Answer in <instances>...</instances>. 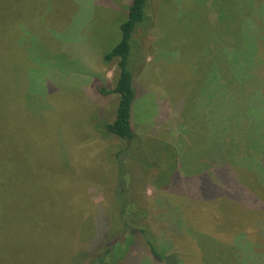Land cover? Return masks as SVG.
<instances>
[{"label":"rangeland","instance_id":"rangeland-1","mask_svg":"<svg viewBox=\"0 0 264 264\" xmlns=\"http://www.w3.org/2000/svg\"><path fill=\"white\" fill-rule=\"evenodd\" d=\"M108 1L118 8L99 6L89 23L82 24L92 0H0V100H8L0 101V264H64L71 255L70 247L73 254H89L98 217L102 221L99 229L105 227V217L109 219L110 238L122 228L119 193L129 201V210L133 208V213L128 211L133 214L129 222L146 227L160 250L182 254L184 264H199V260L201 264H223V257L232 260L231 264H241L239 254L235 256L231 248L242 249L241 234L255 253L264 254V228L239 208L218 206V200H228L225 195L212 201L201 196L182 198L176 196L178 187L172 183L178 171L187 192L194 193L204 165L207 170L211 161L215 163L210 157L204 164L199 141L203 150L211 142L232 148L223 152L222 161H243L231 166L243 178H255L253 163L264 160V125L260 127L244 115L233 117L235 107L243 104L238 91L232 93L235 98L208 111L211 119L204 115L205 107H200L204 96L199 95V86L218 76L214 71L200 73L201 56L210 59L222 53L226 57L222 62L230 67L227 56L231 48L222 50L223 39L235 34L243 21L237 8L251 12L263 0H215V4L214 0H174L175 13L171 14L166 0H149L152 26L135 34L140 47L134 69L138 110L131 126L141 145L132 156H120L126 163L136 157L129 167V181L121 175L115 156L118 149L126 150L127 142L115 135L106 138L96 130L101 122L114 120L118 95L95 96L92 90L95 86L114 88L117 59L105 64L89 52L94 51L92 44L101 53L119 40L115 31L118 19L123 16L121 9L130 3ZM184 5L189 9L183 11ZM194 7L199 9L194 12ZM204 13L208 14L206 20ZM172 30L178 32L170 33ZM204 30L206 36H202ZM261 31L264 33V19ZM180 47L187 49L181 60L177 59L182 56ZM16 49H20L23 62L15 59ZM262 52L260 46L258 53ZM74 54L89 57L75 58ZM23 63L18 96L9 79L20 73ZM217 65L220 68L219 62ZM257 80H264L263 66ZM16 99L26 100L28 118L18 112L20 108H10V101ZM256 132H261L262 138L258 139ZM188 174L198 175L184 177ZM259 190L257 193L264 195V189ZM187 201H193V207ZM169 204L181 205L176 223L187 228L185 238L168 233L165 215ZM139 213L143 215L135 221ZM225 221L235 225L229 228ZM144 259L146 263L136 258V264H152L148 257ZM124 260L119 259L118 264H125Z\"/></svg>","mask_w":264,"mask_h":264},{"label":"trees","instance_id":"trees-1","mask_svg":"<svg viewBox=\"0 0 264 264\" xmlns=\"http://www.w3.org/2000/svg\"><path fill=\"white\" fill-rule=\"evenodd\" d=\"M172 1L174 0H166L170 14L171 12L175 13V9L173 7L174 3ZM78 2L79 0H76V3ZM116 5L111 1L107 2V0H92L90 3L91 7L89 8L86 17L81 23H89L91 18L95 16L96 9L100 8L99 6H105L110 10H116V8H118ZM221 7L222 6H220V8ZM184 8L187 10L189 9L186 5H184L182 9L183 11ZM149 9V0H130L129 5L126 6L124 10L121 9L123 16L118 19L119 21L116 26L115 31H118L119 40L115 42L111 48L101 53H98L97 48H95V46L92 44L94 51L89 52L92 54V58L98 57L99 60L105 64H109L115 58L117 59L116 67L118 74L114 88L108 89L105 87L95 86L92 91L95 96L98 93L104 96H108L112 93L118 95L114 120L109 123L101 122L97 125L96 130L99 133L101 132L106 138L115 135L117 136L116 138L127 142L126 150L123 151L118 149L115 156L117 157V164H120L121 175L123 177H127L128 181L130 180L129 167L131 164H133V162L135 163L136 157H132V163H126L120 159V156L122 153L124 154L123 157L132 156L137 152L136 150L141 145L140 138L134 134L131 126L133 115L138 110V89L136 80L134 78V69L136 67L135 58L139 54L140 47L139 42L135 39V34L138 29L146 30L148 27L152 26L153 19ZM191 9H193L192 11L195 12V9L199 8L194 7ZM182 10L178 9L177 11L178 13H182ZM204 11L207 12V10ZM237 11L240 13V20L246 21L247 24L245 25L242 23L243 21H241L240 27L235 31V34L228 35V38L223 39L225 47L222 50L231 48V51L227 56V58L231 60L230 67L227 63L222 62L223 60H226L225 55L222 53L213 54L210 59L201 56V62L199 64L200 73L205 75L206 73L214 71L217 72L218 76L216 79L207 78V81L204 82V85L201 84L199 86L201 92L199 95L205 96V98L200 102V107L211 108L212 110L218 109V107H221V103L225 99L235 98L232 93L234 90H237L239 93L237 98H240L239 100L243 101V104L242 106L239 105L238 107H235L236 113L233 115V117L238 119L239 117L242 118V115H244L247 118L249 117L251 122L254 121L258 126L261 127L262 124L264 125V80L260 83L257 80V76L260 71V67H264V61L262 64V56L264 55V33L261 31V20L264 19V0L260 3L259 8L254 7L251 12H249V10H241L240 8H237ZM177 14H175V19L179 20L180 17L177 16ZM204 14L205 15L203 17L204 20H206L208 14ZM9 23L12 30H14V28L16 29L13 20H11ZM26 23L29 24L28 22H24V25ZM223 23L224 21H221L220 27H222ZM228 27H230V25H228ZM172 32H178V30H172L170 33ZM206 33L207 31H202V36H206ZM11 34L13 35V32H11ZM115 34L118 36L117 33ZM181 35L183 36V34ZM223 37L224 32L221 33V38ZM213 42L215 43V41ZM260 46H263L262 53H258ZM186 50V48L180 47V54L182 56L178 55L177 59L181 60L185 55L184 53H186ZM16 52L17 53L14 54L15 59L18 61L22 60L23 62L24 59L21 57L20 49H16ZM74 56L75 58L89 57L88 54H83L82 56L74 54ZM74 56H72V58H74ZM84 61L86 62V59H84ZM217 62H219V65H221L220 68L218 67ZM23 66L24 63L20 73L17 71V73L9 79L13 85L14 92H16L18 96H20L19 93L21 92L20 88L22 79L20 80V78ZM224 75L226 76L225 78ZM222 80H224V83H222ZM247 88L251 89V92L246 93ZM50 89L52 90L51 87ZM0 101L8 102L5 97ZM178 103L183 105L182 100H180ZM246 103H248L247 106ZM26 105V100L21 101L20 99H16L13 102L10 101V108L12 106L20 108L18 112L24 117L28 118L25 111V107H27ZM168 109L170 111V107ZM169 111H167V113ZM234 126L237 127V122L234 123ZM225 127L228 128L227 125H225ZM256 133H258V139L262 138L263 134L261 132ZM200 143L201 141H199V147ZM229 149L232 150V148H228L226 144L223 143L221 146H219V148L217 147L212 150L210 157L215 158L216 163L212 161L210 163V168L204 170V172L198 177V185L192 190L195 191L194 193L187 192L188 189L184 187V183H181L183 182L181 181L183 177L182 175L180 176V173L178 174L177 171L172 178V183L174 182V185L178 187V190H176V196L183 198L184 195L186 197L192 198L193 200H195L196 197L200 198L201 196L202 200H214L220 195H225L226 199L231 200L234 203L223 198L217 201L218 206L239 208L244 213H246L247 217L250 219L253 218L257 225H261L264 228V195L257 193V191L260 192L259 189H264V177L262 176V174H264V160H262V162H256L258 163L257 165L253 163L255 166L254 168L251 166V168L257 169L256 174H254L255 178L254 176L253 179H247L245 176L243 178L241 177L239 170L237 171L231 168V166L238 165L243 161H240L239 163L237 162L235 164H228L227 161H222L224 155L223 152H228ZM253 149L258 150L256 148ZM218 158L221 159L222 163L217 162ZM140 163L143 165L146 164L145 162L141 161ZM208 173H210L211 176H209ZM197 175L198 174H188L184 177L193 178ZM212 176L215 178L213 179ZM117 196V201L119 202L118 206L121 210L118 219L121 223V230L118 232L115 231L114 236L110 238L109 219L104 216L105 225H103L105 227L99 229L102 221L98 217L97 231L95 239L91 241V251L89 254L86 252H78L77 254H73L74 250L71 251L70 247L69 252H71V255L68 256L69 258L64 261V264H84L86 257L88 256L89 259L86 261L87 264H118L119 259L121 258H125V264H136V258L145 260V257H148L152 264H184L182 261V254L179 256V253H175L173 251L164 252L160 250L159 246H157L159 244L152 239L150 232L146 227L141 225L136 226L135 224H132V222H129L128 217L129 215H133L131 214L133 213V208L129 210L130 207L126 205L129 204V201H127L126 198L120 197L123 195L119 193ZM191 202L193 203V201H187V204L193 207V205L190 204ZM169 207V213L167 211L168 214L166 213L165 215V219L167 218L165 224L168 227L169 235L177 239L185 238L186 234L188 233L187 228L184 224L178 227L177 223L181 222L176 223V221L181 218V211L176 212L177 208H181V205L178 207H173L171 204H169ZM192 207H190L191 211L193 210ZM128 211H131V213ZM257 214L262 215L255 217ZM142 215L143 213H139L134 217V220H140ZM225 224L230 228V226L235 225V222L225 221ZM240 236L242 238L239 239V241L240 244H243V246L239 245V247H242V249H240L238 252L236 246L231 248L235 250V256L239 254L237 258L240 257L239 260L241 264H264V254L255 253L254 247L247 241L246 237L243 234ZM139 237H141V239H138ZM243 237L245 238V241H242L244 239ZM207 240L218 242V244L223 246V244L218 240L211 238ZM104 245L107 247L104 251L100 252L102 246ZM171 245L173 247V243H171ZM222 260L223 264L232 263V260H230L228 257H223ZM146 262L147 261L145 260V263ZM199 264H201L200 260Z\"/></svg>","mask_w":264,"mask_h":264},{"label":"crops","instance_id":"crops-1","mask_svg":"<svg viewBox=\"0 0 264 264\" xmlns=\"http://www.w3.org/2000/svg\"><path fill=\"white\" fill-rule=\"evenodd\" d=\"M204 98H205V96H204ZM212 109L211 108H204L203 109V111L205 112L204 113V115H206L207 116V118H212V116H210V112H208V111H211ZM216 110V109H215ZM202 111V110H201ZM209 120L207 119V125H208V122ZM216 123V122H215ZM215 123H211V124H215ZM211 124H209V126H210V129L209 130H211ZM201 131V130H200ZM212 144V145H211ZM209 145H211V146H209L208 147V145H206L205 146V149L206 150H203V145H202V143H200V147H199V150L200 151H203V153H204V155H202V159H203V162H204V164H205V162H207V161H204L205 159H209L210 158V155H211V153H212V150L214 149V148H219V146H221V144H219V145H217L216 143H214V142H211ZM248 153H251V152H244V154L245 155H247ZM215 159V158H214ZM212 162V161H211ZM215 163H216V160H215ZM204 170H205V165H204V167H203V171L200 173V174H202L203 172H204ZM235 200V199H234ZM208 201H212V200H208Z\"/></svg>","mask_w":264,"mask_h":264}]
</instances>
